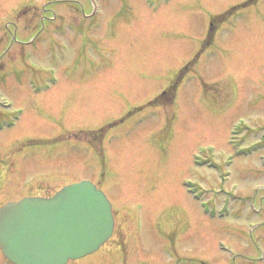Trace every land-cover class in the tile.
Returning <instances> with one entry per match:
<instances>
[{
	"label": "rangeland",
	"instance_id": "1",
	"mask_svg": "<svg viewBox=\"0 0 264 264\" xmlns=\"http://www.w3.org/2000/svg\"><path fill=\"white\" fill-rule=\"evenodd\" d=\"M91 1L0 0V201L106 173L125 252L68 264H264V0Z\"/></svg>",
	"mask_w": 264,
	"mask_h": 264
},
{
	"label": "water",
	"instance_id": "2",
	"mask_svg": "<svg viewBox=\"0 0 264 264\" xmlns=\"http://www.w3.org/2000/svg\"><path fill=\"white\" fill-rule=\"evenodd\" d=\"M113 228L109 199L92 181L83 180L51 198L6 204L0 210V247L17 264H65L96 251Z\"/></svg>",
	"mask_w": 264,
	"mask_h": 264
},
{
	"label": "flooded vegetation",
	"instance_id": "3",
	"mask_svg": "<svg viewBox=\"0 0 264 264\" xmlns=\"http://www.w3.org/2000/svg\"><path fill=\"white\" fill-rule=\"evenodd\" d=\"M14 110H15V104L13 103V107L12 108H9L7 111H5L4 109H2L1 107H0V121L1 122H3V123H6V122H9L10 121V119H11V117L12 116H15L14 115ZM20 120H21V118H20ZM19 120V121H20ZM17 124V125H16ZM13 127H9V128H6V127H4L2 130H0V147H6L7 148V150H8V152H9V155L10 156H15L16 155V153H17V151H18V148H17V146H18V144L20 143V141L17 139L18 138V132L15 130V128L18 126V122L16 123ZM11 148H14V150H12ZM11 161V160H10ZM5 167V166H4ZM6 169V168H5ZM106 178H107V176H106V173H104V175L103 176H101L97 181H99V182H103V181H106ZM6 180V179H5ZM106 183H107V181H106ZM4 184V183H3ZM1 187V186H0ZM2 190H0V192H1ZM4 194H6L5 193V191H2ZM9 195V194H8ZM51 195V194H50ZM49 194H47V195H45V196H50ZM23 196H25V195H23ZM23 196H18V197H16V199H19V198H21V197H23ZM11 199H13V200H15V197H10L9 199H7V200H4V201H0V208L4 205V204H6V202H8L9 200H11ZM113 203H114V206H115V202H114V200H113ZM134 243H135V245H136V247H138V242L137 241H134ZM106 245V244H105ZM104 245V246H105ZM111 244H108L107 246H103V247H101L100 249H99V251H97L96 253H94V254H103V255H105L104 253H109V254H114V252L115 251H113L112 250V248L111 249H108L109 247L108 246H110ZM112 246L114 247V248H116V249H118V250H120L121 248V246L122 245H118V243L117 242H115V243H112ZM138 249V251H139V248H137ZM118 250L116 251V252H118ZM120 252V251H119ZM121 252H125L123 249H121ZM102 258L103 257H97L96 258V263L95 264H99V262H101L102 264H104L103 262V260H102ZM139 258H140V256H139ZM111 259H113L114 260V258H111Z\"/></svg>",
	"mask_w": 264,
	"mask_h": 264
},
{
	"label": "bare ground",
	"instance_id": "4",
	"mask_svg": "<svg viewBox=\"0 0 264 264\" xmlns=\"http://www.w3.org/2000/svg\"><path fill=\"white\" fill-rule=\"evenodd\" d=\"M58 82H59V81H58ZM58 82H57V83H58ZM21 119H22V117H21ZM16 125H17V124H16ZM111 248H112V250L115 251V252L118 250V249L114 248V247L112 246V244L109 246L108 249H111Z\"/></svg>",
	"mask_w": 264,
	"mask_h": 264
}]
</instances>
